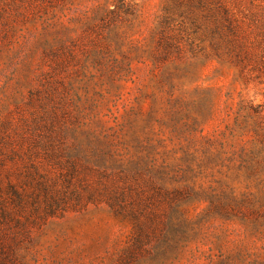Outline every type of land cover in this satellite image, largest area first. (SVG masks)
<instances>
[{"label":"rangeland","instance_id":"rangeland-1","mask_svg":"<svg viewBox=\"0 0 264 264\" xmlns=\"http://www.w3.org/2000/svg\"><path fill=\"white\" fill-rule=\"evenodd\" d=\"M0 264H264V0H0Z\"/></svg>","mask_w":264,"mask_h":264}]
</instances>
